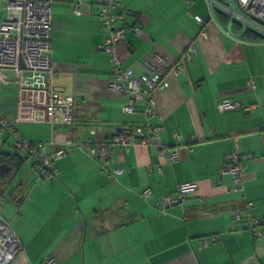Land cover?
<instances>
[{"label": "crops", "instance_id": "1", "mask_svg": "<svg viewBox=\"0 0 264 264\" xmlns=\"http://www.w3.org/2000/svg\"><path fill=\"white\" fill-rule=\"evenodd\" d=\"M51 1L54 86L74 100V124L49 125L39 94L0 83V111L18 132L43 143L47 154L65 150L52 162L55 176L45 180L10 135H0V152L9 147L6 153L22 159L0 175V215L21 248L10 264H46L47 258L53 264H264V226L255 238L245 220H264L262 38L251 31L229 36L203 0H121L112 13H123L118 25L125 38L116 47L122 66L140 78L157 54L184 63L178 73L164 72L169 86L153 93L152 115L143 101L124 113L129 94L108 88L113 65L99 48L106 34L95 0L80 3V15L72 10L79 0ZM223 100L239 107L220 112ZM137 126L159 130L143 141L132 136L125 152L110 143ZM88 138L107 150V170H100L98 156L67 143ZM236 144L245 166L242 190L224 172ZM172 152L176 161L168 158ZM187 182L197 186L194 193L164 211L155 208ZM145 188L151 190L146 200ZM235 211L241 220H233ZM207 237L215 239L201 248Z\"/></svg>", "mask_w": 264, "mask_h": 264}, {"label": "built area", "instance_id": "2", "mask_svg": "<svg viewBox=\"0 0 264 264\" xmlns=\"http://www.w3.org/2000/svg\"><path fill=\"white\" fill-rule=\"evenodd\" d=\"M83 1L79 0L73 6L72 10L76 15H80L79 7ZM192 1L188 0L187 3L190 4ZM205 1L210 18L229 36L238 38L250 28L264 36V0ZM95 4L100 18L99 27L106 34L99 48L110 55L113 65L114 80L108 84V88L122 94H129L126 105L122 109L124 113L135 112L137 102L143 101L145 114L152 115L153 93L169 86L164 72L178 73L183 69V65L169 64L164 57L157 54L155 64L146 65L147 73L140 78L134 77L133 70L123 67L116 53L117 45L125 38L126 29L124 25H118V22H123V13L113 14L112 10L121 6V0H95ZM194 19L198 24H203L199 16L195 15ZM52 22L51 0H0V83L14 82L27 93L39 94L42 97L41 109L46 115L47 123L51 126H71L75 116L74 100L60 97L54 86L57 73L51 59ZM235 23L238 25L237 28L233 27ZM133 31L139 34L140 29L134 27ZM204 34L203 31L202 35ZM20 62L23 64L22 68ZM249 85L252 86V83L249 82ZM236 107H239V104L228 100H223L218 104L220 112ZM158 130V126H149L145 132L142 127L137 126L131 131L115 134L110 143L125 152L129 149L132 136H138L143 141L147 135L155 134ZM94 132L91 131V134ZM3 133H7L13 139V147L16 151L23 150L26 153L27 160L40 177L50 180L55 176L52 162L65 155L63 149H58L51 154L45 153L43 143L26 139L18 132L13 122L0 111V135ZM67 143L84 150L90 156H98L100 170L108 169L107 150L100 144L99 150L95 148L92 138L86 139L85 142L75 143L68 140ZM242 158L236 144L224 168L225 173L232 175L237 190H242L241 176L245 170ZM177 159V152H173L171 160L176 161ZM196 187L191 182L180 184L174 196H163L160 201L155 202L154 206L164 211L167 207L184 201L189 194L196 191ZM150 195V188H145L141 192V197L145 200ZM232 218L235 221L241 220L240 212H233ZM245 220L252 236L261 238L263 230H260V227L264 226V220L251 215L246 216ZM214 239V237H207L199 241L201 248L207 247ZM20 250L16 234L10 224L0 215V264H10ZM52 262L50 258L45 260L46 264H52Z\"/></svg>", "mask_w": 264, "mask_h": 264}, {"label": "trees", "instance_id": "3", "mask_svg": "<svg viewBox=\"0 0 264 264\" xmlns=\"http://www.w3.org/2000/svg\"><path fill=\"white\" fill-rule=\"evenodd\" d=\"M184 67V63H181ZM174 73H177V72H174ZM75 117V116H74ZM74 124V123H73ZM64 150V149H63ZM65 151V150H64ZM240 152V151H239ZM173 153V152H172ZM171 155H168V158L169 160L171 159ZM22 162V159L18 156L17 153H13V154H10V153H6V152H0V167L3 165V164H6L7 166H11L13 168H18L20 166ZM10 167V168H11ZM102 171V170H101ZM1 177V176H0ZM179 187V186H178ZM177 187V189H178ZM177 191V190H176ZM161 200V199H160ZM54 262V261H53ZM52 262V264H53Z\"/></svg>", "mask_w": 264, "mask_h": 264}, {"label": "water", "instance_id": "4", "mask_svg": "<svg viewBox=\"0 0 264 264\" xmlns=\"http://www.w3.org/2000/svg\"><path fill=\"white\" fill-rule=\"evenodd\" d=\"M249 31H251L252 33H254L256 36L260 37V38H264L263 35H261L259 32H257L256 30L254 29H249ZM20 65H21V68L23 67V64L20 62ZM8 169V166L6 164H3L1 167H0V175H4L5 171Z\"/></svg>", "mask_w": 264, "mask_h": 264}, {"label": "rangeland", "instance_id": "5", "mask_svg": "<svg viewBox=\"0 0 264 264\" xmlns=\"http://www.w3.org/2000/svg\"><path fill=\"white\" fill-rule=\"evenodd\" d=\"M203 2L205 3V5H206V1L205 0H203ZM9 148V147H8ZM8 148H5L4 150H3V152H8L9 151V149ZM0 192H2V185L0 184ZM6 194H8V191H7V193Z\"/></svg>", "mask_w": 264, "mask_h": 264}]
</instances>
